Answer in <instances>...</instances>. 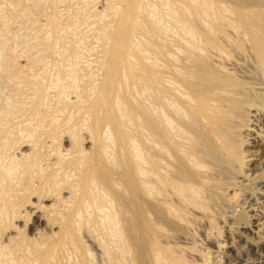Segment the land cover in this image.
Segmentation results:
<instances>
[{
  "label": "bare ground",
  "instance_id": "obj_1",
  "mask_svg": "<svg viewBox=\"0 0 264 264\" xmlns=\"http://www.w3.org/2000/svg\"><path fill=\"white\" fill-rule=\"evenodd\" d=\"M20 1L0 0V23L8 4L29 10L56 73L7 60L0 28V264H188L177 245L199 216L264 250V0H82L98 23L91 62L73 40L82 10L49 0L41 24L40 0ZM24 209L52 235L12 229Z\"/></svg>",
  "mask_w": 264,
  "mask_h": 264
},
{
  "label": "rangeland",
  "instance_id": "obj_2",
  "mask_svg": "<svg viewBox=\"0 0 264 264\" xmlns=\"http://www.w3.org/2000/svg\"><path fill=\"white\" fill-rule=\"evenodd\" d=\"M2 1V0H1ZM5 1H7V0H3V2H5ZM33 1V0H32ZM32 1H29V0H23V1H20V2H22L26 7V9L27 8H29L28 6H29V2H30V5H32ZM57 3H58V1L57 0H55ZM95 0H93V8L95 9L96 7V10L98 9V11H103V8L105 7L104 6V1H102V0H99V2H98V0H96L95 2H94ZM101 1V2H100ZM49 0H40V5H41V9H40V11H39V13H36L35 14V16L39 19V18H41L42 17V19H39V21H41V24H42V22L44 23V19L46 18V12H47V10H48V12H49V9H47V6L49 5ZM82 2V0H80V3H79V0H78V2H77V0H76V2L73 4H71L72 6H75V4L78 6V7H75V8H79V9H75L74 7H72V6H70V5H67L68 7H72V9H69L68 10V7H66V4L65 3H62L61 2V0H59V3L60 4H58V5H60L59 7V11H60V14H62L63 16L65 15L64 13H67V14H71V11L73 12V14H75V12L77 11V12H80L81 10V13H79L78 14V20H79V18L82 20H79V23L78 24H80V25H77V27H73L72 29H71V27H70V29H71V31L73 30V29H75V31L73 30L72 32H75L76 33V35H77V37L76 38H74V35L72 36L74 39V41L76 42H78L79 41V45H80V41L82 42L81 43V46L83 45L84 47V56L82 57V59L83 58H85V60H87L88 59V62H91V61H93V59H95V57H96V54H94V53H96V50H97V45H98V39H96V38H98V37H96V32H97V27H98V23H96V19H95V17H94V15L93 14H90L91 13V11H89V13L87 12L86 13V11H88V10H85L82 6H81V3ZM99 3V4H98ZM27 4H28V6H27ZM45 4V5H44ZM48 4V5H47ZM63 6H62V5ZM97 6H96V5ZM102 5V6H101ZM45 6V7H44ZM79 6H81V7H79ZM99 7V8H98ZM165 7V6H164ZM32 9V11H34L33 10V5H32V7H31ZM43 8V9H42ZM44 8L46 9V12L43 14V10H44ZM84 10H83V9ZM166 8V7H165ZM8 10L7 11H3L2 12V14H1V18H2V22L0 23L1 25H2V27H0V28H3L4 27V29H6V30H1L2 32H3V38H2V36H1V38L3 39V41H2V39H1V44L3 45L4 44V42H6V44L8 45H15V46H12L13 47V49L15 50V51H17V52H15L13 49H12V47L10 48L9 46H7V48H10V49H8V50H10L11 52H13L14 51V53H12L11 54V56L13 57H9L8 59H7V57L8 56H10V53H7L8 52V50H7V52H6V54L8 55H5V56H7L6 57V59L7 60H9L11 63H15L16 64V66L17 65H19V67L18 68H23L22 70H25V72H26V70H28L27 68H29V70H28V73H33V71H34V73H35V75L38 77L39 75H40V77H41V79L42 78H44V74L43 73H45L43 70H45L47 73H52L53 74V76L55 75L53 72H55L56 73V70L55 69H53V68H55L56 67V65L54 64L55 62H56V60H55V62H54V58L56 59V57H55V55L56 54H54L53 56H50L49 58H47V57H45V59L44 58H39V57H41V55H42V48H40L41 47V44H35V39H37V36H36V30H35V28L32 26V24H30V19H31V16L32 15H30L29 16V12H27V11H29V10H27L26 12L24 11L25 9H23V10H19V9H21V8H18V11H17V9L15 8L14 9V6L13 5H10V4H8V8H7ZM100 9V10H99ZM105 9V8H104ZM41 10H42V12H41ZM75 12H74V11ZM166 10H167V8H166ZM17 11V12H16ZM24 11V12H23ZM63 11H66V12H63ZM68 11V12H67ZM69 11H70V13H69ZM84 11V12H83ZM42 13V15H40L41 13ZM8 14L6 17L7 18H5L4 17V14ZM18 13V14H17ZM13 14H16V15H18L19 16V18L17 17V16H14ZM30 14H32V13H30ZM91 16H89V15ZM21 15H23V16H21ZM77 15V14H76ZM81 15V17H79ZM85 15H86V17H85ZM83 17H85V18H83ZM87 17H89L88 19H87ZM93 17V18H92ZM15 18H17V19H15ZM6 19V20H5ZM24 21H23V20ZM25 19H27V20H25ZM83 19H85V20H83ZM4 20V21H3ZM15 20V21H14ZM21 20H22V26H21ZM88 20H90V21H88ZM91 21L93 22V23H91ZM24 22V23H23ZM89 24H88V23ZM7 23V24H6ZM96 23V24H95ZM5 26H4V25ZM17 24H18V26H17ZM29 24V25H28ZM94 24V25H93ZM0 25V26H1ZM24 25V26H23ZM28 25V26H27ZM88 25V26H87ZM90 25H93V27L92 26H90ZM8 28H7V27ZM21 26V27H20ZM79 26V27H78ZM90 26V27H89ZM27 27V28H26ZM23 28V29H22ZM34 28V29H33ZM93 28V29H92ZM8 29V30H7ZM19 29V30H18ZM33 29V30H32ZM86 29V30H85ZM93 31H92V30ZM94 29H95V31H94ZM27 30V31H26ZM67 30H69V28L68 29H66V32L68 33L69 31H67ZM29 31V32H28ZM70 31V32H71ZM77 31V32H76ZM79 31H80V33H79ZM8 32H10L9 34H8ZM19 32V33H18ZM25 32V33H24ZM35 32V33H34ZM72 32H71V34H72ZM95 32V33H94ZM28 33V34H27ZM77 33H79V34H77ZM89 33V34H88ZM8 34V35H7ZM33 34V35H32ZM70 34V33H69ZM68 34V35H69ZM88 34V35H87ZM11 35V36H10ZM75 35V36H76ZM79 35L81 36V37H79ZM15 36H16V40L14 39L15 38ZM21 36V38L19 39V37ZM26 36V37H25ZM28 36V37H27ZM22 37H24L25 39L26 38H28V39H26L27 40V43L25 42H23V41H25V39L23 40V41H21V39H23ZM30 37V38H29ZM79 37V38H78ZM94 37V38H93ZM18 38V39H17ZM32 38V39H31ZM85 38V39H84ZM14 41H13V40ZM76 39V40H75ZM5 40V41H4ZM10 40V41H9ZM34 40V41H33ZM83 40V41H82ZM17 41V42H16ZM30 41V42H29ZM39 41V39L36 41V42H38ZM7 42H9V43H7ZM16 42V43H15ZM30 44H29V43ZM34 44H33V43ZM76 42V43H77ZM84 42V43H83ZM21 45H20V44ZM86 43V44H85ZM96 43V44H95ZM19 44V45H18ZM25 44H27V45H25ZM24 45V46H23ZM30 45V46H29ZM33 45V46H32ZM34 45H36V46H34ZM38 45H40V49H37V47H38ZM32 46V47H31ZM31 49H30V48ZM32 48H36V50H34V51H36V53L33 51V49ZM30 49V50H29ZM13 50V51H12ZM42 51L41 53H40V55L38 56L37 54H39V51ZM92 50V51H91ZM95 50V51H94ZM31 51V52H30ZM34 53H33V52ZM24 52H25V55H24ZM28 52V53H27ZM31 53V55H30V53ZM33 53V54H32ZM29 54V55H28ZM16 55H17V57H16ZM24 55V56H23ZM15 56V57H14ZM19 56V57H18ZM29 56V57H28ZM22 57V58H21ZM26 57H28V58H26ZM32 57V58H31ZM34 57V58H33ZM42 57H44V54L42 55ZM52 57V58H51ZM10 58H12L11 60H10ZM21 58V59H20ZM24 58V59H23ZM26 58V59H25ZM15 59V60H14ZM19 59V60H18ZM31 59H35L34 61L36 62L37 61V63H38V61L40 62L39 64H36L35 66L32 64L34 61L33 60H31ZM40 59H44V60H46L47 59V61L48 62H46V64H48V65H43V63L45 64V61L43 60H40ZM14 60V61H13ZM24 60L26 61V62H24ZM28 60H30V62L28 61ZM90 60V61H89ZM13 61V62H12ZM17 61V62H16ZM19 61V62H18ZM31 61H32V63H31ZM27 62H29V65L31 64L32 66H34V68L30 65H28V63ZM86 62V61H85ZM88 62H86V63H88ZM8 63V62H7ZM17 63H19V64H17ZM25 63H27V65L25 64ZM42 63V64H41ZM20 64H22V65H20ZM25 64V65H24ZM42 66H41V65ZM49 64H50V66H49ZM53 65V66H52ZM41 66V67H40ZM49 66V67H48ZM27 67V68H26ZM33 69H32V68ZM38 67V68H37ZM42 67H43V69H42ZM44 67L45 68H47V69H44ZM52 67V68H51ZM26 68V69H25ZM49 68H51V69H49ZM32 70V71H31ZM50 70H52V71H50ZM54 70V71H53ZM30 71V72H29ZM41 72V73H40ZM27 73V72H26ZM33 73V74H34ZM43 74V75H42ZM39 77V78H40ZM15 80V79H14ZM13 80V82H12V84H11V87L13 88V89H15L16 87H18V86H20L21 85V83H20V79L18 78H16V80L17 81H14ZM19 80V81H18ZM20 84V85H16V86H14L15 84ZM50 90L49 91H52L53 89L52 88H49ZM4 94H5V92H2V91H0V96L1 97H4ZM18 95V94H17ZM16 95V98L18 97ZM73 96V95H72ZM74 96H75V94H74ZM25 97V96H24ZM24 97L22 98V95H20L19 96V99L18 100H21V103H22V101L24 100ZM25 100H26V98H25ZM24 102V101H23ZM26 102V101H25ZM24 102V103H25ZM23 103V104H24ZM14 119H16V117L14 118ZM30 121H29V120ZM18 120V121H17ZM17 122H15L14 123V126L15 127H13L14 129V131L13 132H15L16 131V133H13V135L14 136H16V137H14V138H16L15 140H18V141H16V143H17V145H16V147H15V153H16V155L18 156L19 155V153H20V151L22 152V151H26V149H27V151H28V147H24V145H23V143L24 144H27V142H30L28 139V134H29V132L28 131H30V125H32V122L34 121L33 119H31V118H26L25 120H24V123L25 124H23V119L21 118V121L22 122H20L19 120H20V118L18 119L17 118ZM33 120V121H32ZM15 121V120H14ZM14 121H12V123L14 122ZM25 121H28V123L27 122H25ZM18 123H20V124H18ZM22 123V124H21ZM31 123V124H30ZM28 124H30V125H28ZM18 125V126H17ZM24 125V126H23ZM25 126H26V128H25ZM20 127H22V129L20 128ZM24 127V128H23ZM20 128V129H19ZM18 129H19V131H22L21 132V134L19 133V131H18ZM25 129V130H24ZM27 131V132H26ZM2 132H3V130H2ZM4 132L6 133V131L4 130ZM4 132H3V136L4 135H6V134H4ZM25 132V133H24ZM18 134V135H17ZM20 134V135H19ZM17 136H19L20 138H18ZM23 136H25V137H23ZM18 138V139H17ZM25 139V140H24ZM23 142H22V141ZM28 140V141H27ZM19 142H21V143H19ZM66 141H64L63 142V146L65 147V150H67L68 149V147H69V144H68V142H66ZM18 144H19V146H18ZM21 144L23 145V146H21ZM49 144V143H48ZM33 145V144H32ZM49 145H51V144H49ZM47 146V147H45V149L47 150V149H49V147L50 146ZM21 146V147H20ZM62 146V147H63ZM67 147V148H66ZM20 148V151L18 150ZM22 148V149H21ZM25 148V149H24ZM43 150V149H42ZM64 150V151H65ZM17 151V152H16ZM26 151V152H27ZM62 151H63V148H62ZM28 152H30V150L28 151ZM27 152V153H28ZM43 198V197H42ZM31 200H32V202H34V203H36V204H38V203H40V202H43L42 200L43 199H37V197L35 196V198L33 197V198H31ZM50 201H52L51 199H50ZM50 201H48V200H46L45 202H43L42 204L44 205H50L51 204V202ZM38 202V203H37ZM23 212L24 213H20L21 215H23V216H21L20 215V217H17L16 219H14L13 220V228L12 229H15L17 232H19V230H20V232L21 233H23L24 231V233H25V235L27 234V235H29V236H27V238H30V240H31V238L32 239H34V238H36L37 237V234H36V232L38 231V232H43V234L44 233H49L48 235H50V233H51V235H52V233L53 232H51V230H49V227H47V225H46V223L45 222H43L42 220H40V219H38L36 216H35V214H33V213H31V212H29V211H26V209H24L23 210ZM27 212V213H26ZM33 214V215H32ZM191 219H192V217H191ZM246 219L249 221V217H248V215H247V217H246ZM245 219V220H246ZM246 220V221H247ZM192 222V224H190V231H191V233H194L193 235L195 236V238H194V236H191V238H190V241L189 240H186V241H184V240H182V241H179V245H177V250H179V253H181V254H183L185 257H186V259H187V257H188V261H187V263L188 264H264V250H258V251H253V250H250L249 248H248V246H247V244H246V242H244V241H240L239 240V237H237V234L235 233V234H232V235H228V233L226 232V230L221 226V227H219L217 230H211L210 229V232H209V230L207 229V228H205V226L203 225V219L199 216V217H196V218H193L192 220H191ZM247 221V222H248ZM192 225V226H191ZM7 227V226H6ZM15 227V228H14ZM11 228V227H10ZM6 229V228H5ZM18 229V230H17ZM9 228L7 227V229L5 230V232L6 233H9ZM45 230V231H44ZM208 230V231H207ZM50 231V232H49ZM194 231V232H193ZM213 233H212V232ZM10 232L12 233V231L10 230ZM37 232V233H38ZM15 233H13V234H11V235H13L12 237H14L15 235H14ZM35 234V235H34ZM10 235V236H11ZM192 237H193V239H192ZM215 240L216 242H215V244H211V240ZM193 240H195V243H194V241ZM188 241V242H187ZM186 242V243H185ZM190 242V243H189ZM189 243V244H188ZM180 244H181V246H183V247H181L180 246ZM192 244V245H191ZM230 244L231 245H233V247H235L234 248V250H230ZM246 244V245H245ZM180 246V247H179ZM187 247H189L188 249H187ZM185 249V250H184ZM182 250H184V252L186 251V253H183V251ZM231 251V252H230ZM232 253V254H231ZM97 260V259H96ZM191 260V261H190ZM246 260V261H245ZM68 260H66V264L68 263V264H72V260H70V261H68ZM98 261V260H97ZM101 261V260H100ZM98 262L99 264L101 263V262ZM190 261V262H189ZM70 262V263H69ZM22 264V263H21ZM101 264H103V263H101Z\"/></svg>",
  "mask_w": 264,
  "mask_h": 264
}]
</instances>
